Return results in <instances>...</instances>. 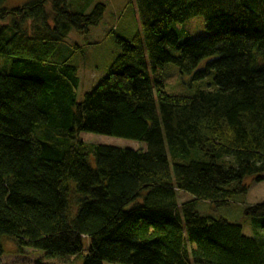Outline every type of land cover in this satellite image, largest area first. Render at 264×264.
I'll return each instance as SVG.
<instances>
[{
	"label": "trees",
	"instance_id": "trees-1",
	"mask_svg": "<svg viewBox=\"0 0 264 264\" xmlns=\"http://www.w3.org/2000/svg\"><path fill=\"white\" fill-rule=\"evenodd\" d=\"M136 1L141 32H111L121 53L78 102V67L51 58L98 27L105 4L0 0V55L12 59L0 73V258L4 239L65 259L89 237L83 264H264V203L243 209L256 240L199 211L264 181V0ZM199 16L209 35L179 43L173 24ZM171 65L202 83L194 94L165 91Z\"/></svg>",
	"mask_w": 264,
	"mask_h": 264
},
{
	"label": "rangeland",
	"instance_id": "rangeland-1",
	"mask_svg": "<svg viewBox=\"0 0 264 264\" xmlns=\"http://www.w3.org/2000/svg\"><path fill=\"white\" fill-rule=\"evenodd\" d=\"M29 1L31 0H7L3 7L15 8ZM87 1L92 4L95 2L105 4L107 9L103 22L84 36L72 32L51 58L53 63L67 62L78 67L80 77V87L76 93L78 102L83 101L85 95L96 88L109 75V68L115 58L121 53V49L115 43L111 32L114 31L117 36L132 42L142 30L141 17L136 0ZM172 29L177 33L179 43L209 35L206 21L201 16L192 18L184 23H174ZM11 62L12 59L8 56L0 55V73L8 72ZM171 68L172 76L166 80L165 91L167 93L172 95H192L199 89L202 83L194 80L193 75H181L177 67L171 65ZM80 139L89 143L114 145L121 148L138 149L145 146L140 142L92 133H81ZM167 151L171 158L169 148ZM246 183L249 187L248 194L243 197H237L231 206L215 209L210 203L202 202L199 205V211L207 217L225 218L234 224L241 225L245 235L254 238L253 234L255 232L259 231V233H262L264 230H255L252 219L244 214L243 209L264 203V181L257 183L252 179H248ZM179 198L181 202L194 199L191 194L185 192L180 194ZM2 245L4 254L0 258V264H35V262L39 261L46 264H83L85 257L89 254L91 242L89 237H83L82 253L65 259L45 258L44 252L39 250H21L15 243L6 239L3 240Z\"/></svg>",
	"mask_w": 264,
	"mask_h": 264
}]
</instances>
